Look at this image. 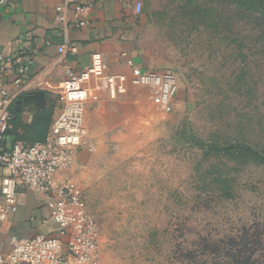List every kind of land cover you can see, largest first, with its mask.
Here are the masks:
<instances>
[{
    "label": "rangeland",
    "instance_id": "obj_1",
    "mask_svg": "<svg viewBox=\"0 0 264 264\" xmlns=\"http://www.w3.org/2000/svg\"><path fill=\"white\" fill-rule=\"evenodd\" d=\"M142 3L144 65L177 76L172 107L133 84L88 106L92 150L61 172L100 226L99 264H264V0Z\"/></svg>",
    "mask_w": 264,
    "mask_h": 264
},
{
    "label": "built area",
    "instance_id": "obj_2",
    "mask_svg": "<svg viewBox=\"0 0 264 264\" xmlns=\"http://www.w3.org/2000/svg\"><path fill=\"white\" fill-rule=\"evenodd\" d=\"M90 1L94 0H65L82 17L80 24L86 22ZM11 3L12 0H0V7ZM142 8L143 3L136 2L138 13ZM59 50L64 51V46ZM126 64L130 74L110 73L105 56L96 52L79 72L68 70L60 87L59 111L45 137L31 142H10L12 106L30 79L33 56L20 51L11 58L0 52V233L2 224L20 212L19 196L28 191L43 196L49 209L47 217L37 213L30 216L33 233H15L0 243V264L100 263V226L78 183L61 178V172L74 164L80 150L86 147L92 150L85 123L87 108L103 97L117 99L133 84L147 88L151 102L157 107L170 110L179 89L178 78L171 71L143 68L133 59ZM8 74H12L16 92L7 86ZM44 224L49 225L48 233L41 230Z\"/></svg>",
    "mask_w": 264,
    "mask_h": 264
},
{
    "label": "crops",
    "instance_id": "obj_3",
    "mask_svg": "<svg viewBox=\"0 0 264 264\" xmlns=\"http://www.w3.org/2000/svg\"><path fill=\"white\" fill-rule=\"evenodd\" d=\"M138 1L143 2L90 1L84 24L79 23L82 17L77 16L74 7L65 0H12L11 4L0 7V52L11 58L20 51L33 56L30 79L12 106L14 118L10 130L16 138L19 139L29 128H35L44 111L51 109V104L53 120L59 111L60 87L68 70L79 72L90 63L94 53H103L110 73L130 74L126 64L129 59L148 68L144 65L138 39L141 13L136 10ZM59 6L61 10L57 9ZM61 46H64L62 52L59 50ZM11 79L12 74H8L5 78L7 86L16 92ZM50 97H53L52 101ZM104 101L106 97L96 105ZM86 154L81 152L79 159L86 158ZM19 202L22 204L20 212L13 220L2 224L0 243L15 233H33L29 221L32 214L49 216L43 196L28 191L19 196ZM48 227L44 224L41 230L48 233Z\"/></svg>",
    "mask_w": 264,
    "mask_h": 264
},
{
    "label": "trees",
    "instance_id": "obj_4",
    "mask_svg": "<svg viewBox=\"0 0 264 264\" xmlns=\"http://www.w3.org/2000/svg\"><path fill=\"white\" fill-rule=\"evenodd\" d=\"M48 110L50 111V116H51L52 115V109H48ZM8 138H9L10 142L16 141V139H17L16 136L11 133L10 129L8 131ZM13 138H15V139H13Z\"/></svg>",
    "mask_w": 264,
    "mask_h": 264
}]
</instances>
